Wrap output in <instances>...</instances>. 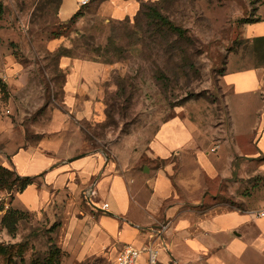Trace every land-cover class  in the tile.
Listing matches in <instances>:
<instances>
[{
  "label": "rangeland",
  "instance_id": "rangeland-1",
  "mask_svg": "<svg viewBox=\"0 0 264 264\" xmlns=\"http://www.w3.org/2000/svg\"><path fill=\"white\" fill-rule=\"evenodd\" d=\"M0 2V164L13 168L5 149L36 146L64 103L65 73L50 41L79 28L60 21V0ZM148 4L150 14L143 12L132 46L118 31V42L89 52L107 65L94 95L100 109L78 123L81 152L101 150L133 168L138 196L147 195L151 170L171 164L182 199L198 201L194 210L222 205L264 211V155L249 132L257 101L242 103L223 79L230 63L243 69L260 62L247 48L242 27L264 16V0ZM230 119L240 135L232 131ZM172 120L187 129L193 145L162 161L150 143L160 126ZM203 153L219 169L214 178L199 166ZM19 193L0 185V264H114L109 257L72 258L62 246V211H30ZM254 262L264 264L260 258Z\"/></svg>",
  "mask_w": 264,
  "mask_h": 264
},
{
  "label": "crops",
  "instance_id": "crops-1",
  "mask_svg": "<svg viewBox=\"0 0 264 264\" xmlns=\"http://www.w3.org/2000/svg\"><path fill=\"white\" fill-rule=\"evenodd\" d=\"M152 1L90 0L81 8L83 15L76 22L79 30L50 41L52 50L60 53L65 99L36 146L5 149L15 172L33 177L19 193V200L30 211L59 208L62 246L80 261L102 256L117 264L126 244L140 250L137 264H254V259L264 260V214L222 205L194 210L192 206L198 201L182 199L170 173L171 164L151 170L147 195L138 196L133 168L118 164L101 150L81 152L78 123L97 115L100 108L95 89L107 65L106 60L90 57L89 52L92 47L106 48L118 42V31L128 47L132 46L142 26L144 4ZM79 10L78 0H60L58 17L66 22ZM242 36L253 58L260 62L243 69H234L230 63L223 79L242 103L246 99L257 101L249 132L264 155V16L244 24ZM86 38L97 41V46ZM180 123H163L151 140L152 154L162 161L193 145ZM230 127L236 136L241 134L231 119ZM199 160L209 177L218 175L219 169L207 154ZM105 203L109 204L107 209L103 208ZM149 247L157 250L154 263Z\"/></svg>",
  "mask_w": 264,
  "mask_h": 264
},
{
  "label": "trees",
  "instance_id": "trees-1",
  "mask_svg": "<svg viewBox=\"0 0 264 264\" xmlns=\"http://www.w3.org/2000/svg\"><path fill=\"white\" fill-rule=\"evenodd\" d=\"M150 7H151L150 4L148 3L144 4L143 12H144L145 17H147L150 14L148 13ZM81 8L83 7H80V10L76 14H74V16L70 20L63 22L65 25H68L70 29L73 28V26L78 21L79 17L83 15ZM2 13H3V5L0 2V16L2 15ZM174 28L175 30H178V28L176 27ZM32 182H33V177H30V176L22 177L18 175L13 168L0 164V185L1 186H6L9 189H13L14 187H16L19 190V192H22Z\"/></svg>",
  "mask_w": 264,
  "mask_h": 264
},
{
  "label": "built area",
  "instance_id": "built-area-1",
  "mask_svg": "<svg viewBox=\"0 0 264 264\" xmlns=\"http://www.w3.org/2000/svg\"><path fill=\"white\" fill-rule=\"evenodd\" d=\"M90 3V0H78V4L80 7H84ZM109 207L108 203L103 205L104 209ZM259 214L263 215L264 211H261ZM148 251L150 253V261L154 263L156 261V253L157 250L154 247H149ZM140 255V250L132 244L124 245L118 256H117V264H137L138 257Z\"/></svg>",
  "mask_w": 264,
  "mask_h": 264
},
{
  "label": "water",
  "instance_id": "water-1",
  "mask_svg": "<svg viewBox=\"0 0 264 264\" xmlns=\"http://www.w3.org/2000/svg\"><path fill=\"white\" fill-rule=\"evenodd\" d=\"M149 169H148V167H145V171H148Z\"/></svg>",
  "mask_w": 264,
  "mask_h": 264
}]
</instances>
